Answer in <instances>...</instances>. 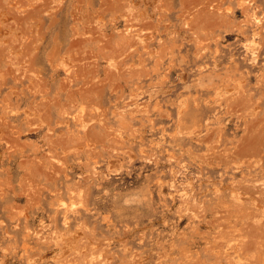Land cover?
<instances>
[{
	"label": "rangeland",
	"instance_id": "374dc122",
	"mask_svg": "<svg viewBox=\"0 0 264 264\" xmlns=\"http://www.w3.org/2000/svg\"><path fill=\"white\" fill-rule=\"evenodd\" d=\"M135 260L264 264V0H0V264Z\"/></svg>",
	"mask_w": 264,
	"mask_h": 264
},
{
	"label": "bare ground",
	"instance_id": "6f19581e",
	"mask_svg": "<svg viewBox=\"0 0 264 264\" xmlns=\"http://www.w3.org/2000/svg\"><path fill=\"white\" fill-rule=\"evenodd\" d=\"M145 2H146V1H145ZM155 6H156V5H155ZM183 6H184V5H183ZM156 7H157V6H156ZM159 7H160V6H159ZM184 8H185V7H184ZM184 8H183V9H184ZM155 9H156V8H155ZM152 10H153V9H152ZM185 10H186V9H185ZM147 11H148V10H147ZM156 11H157V10H156ZM158 11L160 12V10H158ZM183 11H184V10H183ZM186 11H188V7H187V10H186ZM202 12H203V11H202ZM204 12H205V11H204ZM134 13H135V12H134ZM134 13L131 12L130 14L132 15V14H134ZM156 13H158V12H156ZM130 14L128 13V16H130ZM136 14H137V13H136ZM136 14H135V16H137ZM144 14H145V13H144ZM146 14H147V13H146ZM146 14H145V15H146ZM153 14H154V13H153ZM142 15H143V14H142ZM158 15H162V14L160 13V14H158ZM158 15H155V16H158ZM212 15H215V13H213ZM246 15H247V14H246ZM126 16H127V14H126ZM133 16H134V15H133ZM133 16H132V17H133ZM140 17H141V14H140ZM151 17H152V15H151ZM160 17H161V16H160ZM160 17L158 16V18H160ZM218 17H219V16H218ZM222 17H223V16H222ZM130 18H131V16H130ZM135 18H136V17H134V19H135ZM163 18H164V17H163ZM163 18H162V19H163ZM216 18H217V17H216ZM131 19H133V18H131ZM209 19H210V17H209ZM214 19H215V18H214ZM217 19H218V18H217ZM217 19H216V20H217ZM221 19H222V18H221ZM128 20H129V19H128ZM135 20H136V19H135ZM156 20H157V19L155 18L154 21H156ZM163 20H165V19H163ZM212 20H213V19H212ZM143 21H144V20H143ZM157 21H158V20H157ZM157 21H156V22H157ZM160 21H161V20H160ZM125 22H128L127 19H126ZM131 22H132V20H131ZM158 22H159V21H158ZM161 22H162V21H161ZM161 22H160V23H161ZM164 22H165V21H164ZM164 22H162L163 25L166 24V23H164ZM211 22H212V21H211ZM128 23H129V22H128ZM186 23L188 24V22H186ZM216 23H217V21H216ZM254 23H255V22H254ZM129 24H130V23H129ZM131 24H132V23H131ZM154 24H155V23H154ZM156 25H157V24H156ZM163 25H162V26H163ZM166 25H167V24H166ZM253 25H254V24H253ZM148 26H149V25H148ZM152 26H153V24H152ZM159 26H160V25L158 24V27H159ZM187 26H188V25H187ZM189 26H190V25H189ZM261 26H262V25H261ZM74 27H75V26H74ZM74 27H71V29L74 28ZM126 27H128V26H126ZM198 27H199V26H198ZM259 27H260V25H259ZM62 28H64V27H62ZM98 28H99V27H98ZM149 28H150V27H149ZM151 28H152V27H151ZM160 28H161V27H160ZM164 28H165V27H164ZM166 28H167V27H166ZM166 28H165V29H166ZM190 28H191V27H190ZM67 29H68V28H67ZM74 29H75V28H74ZM100 29H101V28H100ZM100 29H98V30L100 31ZM128 29H129V28H128ZM128 29H126V30L128 31ZM157 29H159V28H157ZM192 29H193V27H192ZM198 29H199V28H198ZM198 29H197V30H198ZM261 29H262V28H261ZM63 30H64V29H63ZM63 30L61 29V31H63ZM68 30H69V29H68ZM77 30H78V29H77V27H76V31H77ZM126 30H125V32H126ZM131 30H134V29L131 27ZM145 30H146V29H145ZM145 30H144V31H145ZM159 30H160V29H159ZM162 30H164V29H162ZM167 30H168V29H167ZM197 30L194 29V32L198 34V31H197ZM66 31H67V30H66ZM72 31H73V30H72ZM74 31H75V30H74ZM149 31H152V30L150 29ZM196 31H197V32H196ZM63 32H64V31H63ZM125 32H124V33H125ZM156 32L158 33V31H156ZM160 32H161V31H160ZM162 32H163V31H162ZM162 32H161V33H162ZM164 32H165V31H164ZM126 33H127V32H126ZM126 33H125V35L128 36V34H126ZM131 33H132V32H130V35H131ZM146 33H147V31H146ZM148 33H150V32H148ZM152 33H153V32H152ZM154 33H155V32H154ZM260 33H262V31H260ZM62 34H65V32L62 33ZM66 34H67V33H66ZM75 34L77 35V32H76ZM75 34H74V36H75ZM162 34H163V33H162ZM125 35H124V36H125ZM157 35H158V34H157ZM157 35H156V36H157ZM200 35H201V34H200ZM80 36H81V35H80ZM135 36L137 37L136 40H135V38H133L132 40H129L130 43H129L128 45H127V44H124V45H127V47L125 46L126 49L123 50V51H126V52H127V51L129 50L128 48L131 47V46H132V49L136 51V49L133 48V45H136L135 47L137 48V45H138L139 43H140V44L143 43L145 47L147 46L148 40H147V43H145V36H148V35H146V34L143 35L142 33L139 32V33H136V34L134 35V37H135ZM158 36H159V35H158ZM202 36H203V35H202ZM75 37H78V35L75 36ZM75 37H73V38L75 39ZM149 37H151V36H148V38H149ZM152 37H153V36H152ZM194 37H197V35L195 34ZM198 37L200 38L199 35H198ZM71 38H72V37H71ZM79 38H81V37H79ZM123 38H124V37H123ZM126 38H127V37H126ZM130 38H131V37H130ZM148 38H147V39H148ZM203 38H204V37H203ZM149 39H152V41H154L153 38H149ZM195 39H196V38H194V41H195ZM204 39L206 40V38H204ZM204 39H203V40H204ZM70 40H72V39H70ZM171 40H172V39H171ZM196 40H197V39H196ZM201 40H202V38H201ZM65 41H66V40H65ZM68 41H69V39H68ZM78 41H79V40H78ZM83 41H84V40H83ZM150 41H151V40H150ZM150 41H149V42H150ZM152 41H151V42H152ZM157 41L159 42L160 40L158 39ZM174 41H175V40H174ZM174 41H171V42H174ZM74 42H75V41H74ZM122 42L125 43V41H122ZM160 42H161V41H160ZM195 42H196V41H195ZM203 42H204V41H202V43H203ZM127 43H128V42H127ZM175 43H176V42H175ZM204 43H206V42H204ZM62 44H63V43H62ZM71 44H72V42H71ZM73 44H74V43H73ZM82 44H84V42H83ZM162 44L164 45V43H162ZM162 44H161V45H162ZM195 44H196V43H195ZM57 45H58V44H57ZM148 45H149V43H148ZM159 45H160V44H158V48H159ZM175 45H176V44H174V45H172V47H170L171 50H170V48H169V50L173 53V55H175V52H173ZM62 46H64V45H62ZM62 46H61V47H62ZM74 46H75V44H74ZM122 46H123V44H122ZM144 46H142L141 49H142ZM167 46H168V45H167ZM170 46H171V45H170ZM177 46H178V45H177ZM177 46L175 47L176 49H177ZM203 46H204V45H203ZM206 46H207V45H206ZM70 47H71V46H70ZM77 47H78V44H77ZM80 47H81V46H80ZM83 47H84V45H83ZM196 47H197V44H196ZM198 47H199V46H198ZM198 47H197V48H198ZM56 48H57V47H56ZM62 48H63V47H62ZM67 48H68V46H67ZM84 48H85V47H84ZM120 48H121V47H120ZM146 48H147V47H146ZM148 48H149V47H148ZM180 48H181V47H180ZM201 48H202V46H200V49H201ZM60 49H61V48H60ZM60 49H59V50H60ZM68 49H69V48H68ZM79 49H81V48H79ZM82 49H83V48H82ZM127 49H128V50H127ZM132 49H131V50H132ZM139 49H140V47H139ZM160 49H161V48H160ZM162 49H163V47H162ZM164 49H165V48H164ZM178 49H179V48H178ZM178 49H177V50H178ZM55 50H56V49H55ZM73 50H74V49H73ZM75 50H76V49H75ZM86 50H87V49H86ZM86 50H84V52H85ZM131 50H130V51H131ZM133 50L131 51L132 53H133ZM143 50H144V52H145V49H144V48H143ZM149 50H150V49H149ZM167 50H168V49H167ZM167 50H166V51H167ZM203 50H204V48L202 49L201 52H203ZM87 51H88V50H87ZM87 51H86V52H87ZM120 51H121V50H120ZM120 51H119V52H120ZM123 51H122V52H123ZM139 51H141V50H139ZM146 51H147V50H146ZM156 51H157V50H156ZM156 51L153 52L152 50H150L149 52H150V53H151V52L156 53ZM158 51H159V50H158ZM158 51H157V53H158ZM166 51H165V52H166ZM69 52H70V53H69ZM73 52H75V51H73ZM77 52H78V51H77ZM77 52H76V53H77ZM80 52H81V51H80ZM86 52H85V53H86ZM89 52H91V51H89ZM92 52H93V51H92ZM126 52H124V53H122V54H125ZM142 52H143V51H142ZM162 52H164V51H162ZM162 52H161V53H162ZM178 52H179V51H178ZM178 52H177V53H178ZM204 52H205V51H204ZM65 53H66V52H65ZM68 53L70 54V58L72 57L71 55L74 56V54H71V51H68L66 54H68ZM81 53H83V52H81ZM132 53H131V54H128V55H131V56L133 57L134 55H133ZM138 53H139V52H138ZM146 53H148V52H146ZM161 53H160V51H159V54H161ZM166 53H168V52H166ZM195 53H196V51H195ZM57 54H58V53H57ZM60 54H61V53H60ZM66 54H65V55H66ZM77 54H78V53H77ZM77 54H76V56H77ZM79 54H80V53H79ZM86 54H87V53H86ZM90 54H91V53H90ZM93 54H94V53H93ZM120 54H121V53H120ZM122 54H121V56H122ZM134 54H135V52H134ZM140 54H141V52H140ZM140 54H139V55H140ZM82 55H83L82 57H84L85 54H82ZM91 55H92V54H91ZM114 55H115V54H114ZM125 55H127V54H125ZM136 55H138V54H137V51H136ZM139 55H138L137 57H139ZM155 55H156V54H155ZM171 55H172V54H171ZM197 55H199V54H197ZM76 56H75V57H76ZM112 56H113V55H112ZM131 56H129V58H130ZM146 56H147V55H146ZM161 56H164L163 53H162ZM169 56H170V55H169ZM169 56H168V57H169ZM61 57H62V56H61ZM86 57H87V56H86ZM90 57H91V56H90ZM107 57H111V56H107ZM114 57H115V56H114ZM117 57H119L118 54H117ZM126 57H127V56H126ZM126 57H125V58H126ZM142 57H143V56H142ZM144 57H145V56H144ZM144 57H143L142 59H145V58H146V57H145V58H144ZM168 57H167V58H168ZM76 58H78V57H76ZM76 58H75V59H76ZM93 58H94V56H93ZM123 58H124V55H123V57L120 58V59H123ZM125 58H124V59H125ZM127 58H128V57H127ZM164 58H166V55H165ZM170 58H171V56H170ZM172 58H173V57H172ZM67 59H68V58H67ZM73 59H74V57H72L71 60H73ZM82 59H83V58H82ZM87 59H88V58H87ZM110 59H111V58H110ZM110 59L107 58L108 61H109ZM113 59H114V58H113ZM140 59H141V58H140ZM142 59H141V60H142ZM146 59H147V58H146ZM146 59H145V61H146ZM154 59L156 60V58H154ZM162 59H163V57H162ZM71 60H70V61H71ZM84 60H85V58H84ZM89 60H90V59H89ZM117 60H119V58H118ZM127 60H128V59H127ZM130 60H131V59H130ZM141 60H139V61H141ZM157 60H158V58H157ZM163 60H164V59H163ZM163 60H162L161 62H163ZM167 60H169V58H168ZM183 60H185V58L182 59L181 62H183ZM76 61H78V60H76ZM112 61H113V60H112ZM115 61H116V57H115V59H114V62H115ZM119 61H120V63H121V60H119ZM125 61H126V60H125ZM143 61H144V60H143ZM159 61H160V60H159ZM159 61H157V63H158ZM78 62H79V61H78ZM78 62H76V63L78 64ZM84 62H88V60L83 61V63H84ZM90 62H91V60H90ZM114 62H112V63H114ZM123 62H124V61H123ZM141 62H142V61H141ZM154 62H155V61H154ZM161 62H160V65H161ZM167 62H168V61H166L165 63H167ZM74 63H75V62H74ZM81 63H82V61H81ZM83 63H82V64H83ZM112 63H108V66H109V65H110V66L113 65ZM118 63H119V62H118ZM127 63H128V61H127ZM216 63H217V62H216ZM58 64H59V63H58ZM84 64H85V63H84ZM87 64H88V63H87ZM94 64H96V63H94ZM121 64H124V63H121ZM155 64H156V63H155ZM158 64H159V63H158ZM169 64L172 65V63H169ZM217 64H218V63H217ZM71 65H72V64H71ZM71 65H70V66H71ZM89 65H90V63H89ZM118 65H119V64H118ZM156 65H157V64H156ZM163 65H164V64H163ZM163 65H161V66H163ZM173 65H174V64H173ZM175 65H176V64H175ZM58 66H59V65H58ZM77 66H78V65H77ZM79 66H81V64H79ZM82 66H83V65H82ZM84 66H86V64H85ZM92 66H93V64H92ZM92 66H91V67H92ZM96 66H97V65H95V67H96ZM110 66H109L108 68H110ZM115 66H117V61H116ZM115 66H111V68H113V67H115ZM119 66H120V65H119ZM68 67H69V66H68ZM91 67H88V68H91ZM123 67H125V65H124ZM127 67H128V66L126 65V67H125L124 69L127 70ZM166 67L168 68V65H166ZM166 67H165V68H166ZM174 67H175V66H174ZM71 68H73V67H71ZM74 68H75V66H74ZM80 68H81V67H80ZM86 68H87V67H86ZM115 68H116V69H114V68H113V69L117 71V69H118L119 67H118V68L115 67ZM120 68H121V67H120ZM143 68H144V67H143ZM165 68H164V69H165ZM167 68H166V69H167ZM170 68H171V67H170ZM97 69H98V68H97ZM113 69H112V70H113ZM128 69H129V68H128ZM158 69H159V67H158ZM158 69H156V67H155V70H156V71H158ZM161 69H163V68H161ZM161 69H160V70H161ZM164 69H163V70H164ZM166 69H165V70H166ZM65 70H66V72H68L67 70L70 71V68H68V69L66 68ZM73 70H74V69H73ZM73 70H71V71L73 72ZM77 70H78V68H77ZM86 70H87V69H85V71H86ZM106 70H108L107 67H106ZM121 70H123V69H121ZM121 70H120V71H121ZM129 70H130V69H129ZM168 70L171 71V70L168 68L166 72H168ZM81 71H84V70L82 69ZM87 71H88V70H87ZM95 71H96V70H95ZM104 71H105V70H104ZM140 71H141V69H140L138 72H140ZM72 72H71V73H72ZM90 72H91V71H90ZM92 72H93V71H92ZM97 72H98V71H97ZM97 72H96V73H97ZM107 72H108V71H106V73H107ZM121 72H122V71H121ZM149 72H150V71H149ZM154 72H155V71H154ZM154 72H152V73H154ZM160 72H161V71H160ZM160 72H159V73H160ZM76 73H77V72H76ZM82 73H84V72H82ZM96 73H95V74H96ZM106 73H105V74H106ZM116 73H117V72H116ZM119 73H120V72H119ZM145 73H146V72H145ZM68 74H70V72H69ZM107 74H108V77H109L110 74H109V73H107ZM142 74H144V73H142ZM155 74H157V73L155 72ZM166 74H167V73H166ZM71 75H72V74H71ZM90 75H91V73H90ZM144 75H145V74H144ZM147 75H148V74H147ZM73 76H74V75H73ZM73 76H72V78H73ZM85 76H86V75H85ZM85 76H84V77H85ZM87 76H88V75H87ZM84 77L82 76L83 79H84ZM95 77H98V76H95ZM104 77H105V76H104ZM108 77H107V75H106L105 78L108 79ZM119 77H120V76H119ZM119 77H118V78H119ZM65 78H66V77H65ZM76 78H77V77H76ZM105 78H104V79H105ZM113 78H115V76H114ZM116 78H117V75H116ZM67 79H68V78H67ZM69 79H71V78H69ZM83 79H82V80H83ZM85 79H86V78H85ZM85 79H84V80H85ZM90 79H91V78H90ZM95 79H96V78H95ZM95 79H94V80H95ZM98 79H99V78H97V81H99ZM101 79H102V78H101ZM101 79H100V80H101ZM111 79H112V78H111ZM63 80H66V79H63ZM76 80H77V79H76ZM76 80H75V82H76ZM108 80H110V79H108ZM108 80H107V81H108ZM116 80H117V79H116ZM210 80H211V79H210ZM77 81H79V80H77ZM95 81H96V80H95ZM102 81H103V80L99 81L100 86H101V84L103 85V83H101ZM105 81H106V79H105ZM105 81H103V82H105ZM112 81H114V83L116 82L115 80H112ZM180 81H181V80H180ZM75 82H72V83H75ZM80 82H81V81H80ZM87 82H88V81H87ZM91 82H92V81H91ZM110 82H111V81H110ZM70 83H71V82H70ZM70 83H69V87H70ZM72 83H71V84H72ZM78 83H79V82H78ZM89 83H90V82H89ZM97 83H98V82H97ZM99 83H98V84H99ZM44 84H45V83H44ZM44 84H43V85H44ZM64 84H65V82H64ZM79 84H80V83H79ZM112 84H113V83H112ZM112 84H111V85H112ZM81 85H82V84H81ZM83 85H84V84H83ZM95 85H96V84H95ZM60 86H61V84H60ZM85 86H86V84H85ZM85 86H84V87H85ZM88 86H89V84H88ZM44 87H45V86H44ZM46 87H47V86H46ZM84 87H82V88H84ZM112 87L114 88V86H112ZM112 87H111V89H112ZM117 87H118V86H117ZM117 87H116V88H117ZM163 87H164V86H163ZM213 87H214V86H213ZM213 87H212V88H213ZM215 87H216V86H215ZM61 88H62V87H60V91L62 92L63 90H61ZM67 88H68V87H67ZM67 88H64V89H67ZM72 88H73V86H72ZM74 88H75V87H74ZM138 88H140V87H138ZM217 88H218V87H216L215 90H218ZM44 89H45V88H44ZM76 89H77V88H76ZM84 89H85V88H84ZM84 89H83V90H84ZM88 89H90V88H88ZM46 90H48V89L46 88ZM68 90H69V88H68ZM77 90H78V89H77ZM83 90H82V91H83ZM90 90H91V89H90ZM98 90H100V88H99ZM102 90H103V89H102ZM102 90H101V91H102ZM135 90H136V89H135ZM138 90H139V89H138ZM66 91H67V90H66ZM66 91H65V92H66ZM86 91H87V90H86ZM136 91H137V90H136ZM152 91H153V90H152ZM156 91H157V90H156ZM47 92H48V91H47ZM47 92H46V93H47ZM80 92H81V91H80ZM84 92H85V91H84ZM97 92H98V91H97ZM131 92H133V91H131ZM138 92H139V91H137L136 93L133 92V94L135 93L134 95H136ZM44 93H45V92H44ZM71 93H72V92H71ZM90 93H91V92H90ZM98 93H99V92H98ZM66 94H67V93H66ZM77 94H78V93H77ZM86 94H87V93H86ZM92 94H93V93H92ZM94 94H95V93H94ZM133 94H132V96H133ZM68 95H69V92H68ZM71 95H72V94H71ZM71 95H70V96H71ZM78 95H79V94H78ZM78 95H77V96H78ZM87 95H88V94H87ZM90 95H91V94H89L88 96H90ZM98 95L101 96V94H98ZM98 95H97V96H98ZM73 96H74V95H73ZM85 96H86V95H85ZM129 96H130V95H129ZM132 96H131V97H132ZM137 96H138V94H137ZM67 97H68V96H67ZM67 97H66V98H67ZM92 97H96V95H95V96L92 95ZM92 97H91V98H92ZM133 97H135V96H133ZM133 97H132V99H133ZM75 98H76V97H75ZM80 98H81V97H80ZM85 98H86V97H85ZM91 98H90V100H91ZM71 99H72V97H71ZM81 99H82V98H81ZM86 99H87V98H86ZM95 99H96V98H95ZM95 99H93V100H95ZM97 99H99V98H97ZM97 99H96V100H97ZM134 99H135V98H134ZM68 100H70V99H68ZM100 100H101V99H100ZM76 101H77V100H76ZM76 101H74V102H76ZM83 101H84V100H83ZM87 101H88V99H87ZM74 102H73V103H74ZM85 102H86V101H85ZM89 102H90V101H89ZM92 102H93V101H92ZM92 102H91V103H92ZM94 102H95V101H94ZM70 103H71V102H70ZM76 103H77V102H76ZM58 104H59V103H58ZM68 104H69V102H67V105H68ZM71 104H72V103H71ZM78 104H79V103H78ZM81 104H82V103H81ZM85 104H86V103H85ZM93 104H94V103H93ZM98 104H99V103H98ZM65 105H66V103H65ZM71 106H72V105H70V107H71ZM73 106H74V105H73ZM76 106H77V104H76ZM80 106H81V105L79 104V107H80ZM86 106H87V105H86ZM91 106H92V105H91ZM91 106H89V107H91ZM94 106H95V105H94ZM99 106L101 107V105H99ZM82 107H84V104H83ZM96 107H97V106H96ZM100 107H99V111H98V112H100ZM208 107L211 108L212 106H209V105H208ZM65 108H66V107H65ZM65 108H64V109H65ZM67 108H68V110H71V109L69 108V106H68ZM92 108H94V109L96 110L95 107H92ZM75 109H77V108L75 107ZM83 109H84V108H82L81 110H83ZM61 110H62V108H61ZM97 110H98V109H97ZM71 111H72V110H71ZM71 111H70V112H71ZM64 112H65V110H64ZM66 112H67V111H66ZM70 112H69V113H70ZM98 112H97V113H98ZM72 113H73V112H72ZM72 113H71V114H72ZM75 115H76V118L73 119V120L75 121V120L77 119V121H78L77 124H78V126L80 127L81 131L84 132V133H88L90 129L88 128L89 125H87V121H85L84 119H82V118H80L79 116H77V113H76ZM79 115H80V114H79ZM96 115H97V114H96ZM98 115H99V113H98ZM95 117H96V116H95ZM72 118H73V115H72ZM88 118H89V117H88ZM88 118H87V119H88ZM100 118H101V116L99 117V119H100ZM97 119H98V117H97ZM99 119H98V120H99ZM90 120H91V118L89 119V121H90ZM101 120H102V123H103V119H102V118H101ZM95 121H96V120H95ZM66 122H67V121H66ZM92 123H93V122H92ZM98 124H99V123H98ZM101 125H104V124H101ZM49 142H50V141H49ZM52 142H53V141H52ZM49 144H51V142H50ZM51 145H52V144H51ZM75 147H76V146H75ZM77 149H81V146H77V147L75 148V150H77ZM234 250H235V248H234ZM138 261H139V260H138ZM136 262H137V261L135 260V261L131 262V264H136ZM140 263H141V262H140Z\"/></svg>",
	"mask_w": 264,
	"mask_h": 264
}]
</instances>
